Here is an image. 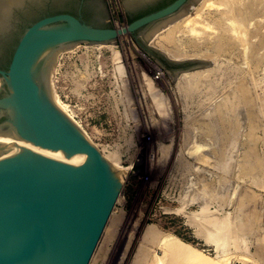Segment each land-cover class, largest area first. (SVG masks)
<instances>
[{
    "label": "rangeland",
    "instance_id": "obj_1",
    "mask_svg": "<svg viewBox=\"0 0 264 264\" xmlns=\"http://www.w3.org/2000/svg\"><path fill=\"white\" fill-rule=\"evenodd\" d=\"M104 1L109 20L117 16L123 22L133 14L135 0ZM197 3L188 8L191 16ZM207 11L200 14L212 23L213 11ZM230 16L225 18L226 25L231 19L229 28ZM155 25L134 36H119L106 46L77 44L58 54L51 66L49 86L57 105L101 155L119 153L115 157L120 169H129L123 170L121 199L89 264H132L141 250L145 264L149 253L153 259L162 257L160 248L143 239L147 227L189 244L194 256L208 258L209 264H264V44L256 50L262 55L257 65L252 59L248 62L242 48L231 45L218 53L217 61L194 55L202 49L214 52L213 41L200 40L206 29L200 30L201 38L190 37L191 29L181 30L174 39L193 54L183 59L212 60L217 64L211 69L218 66L219 72L202 69L207 76L198 69L175 76L178 67L150 44L148 34ZM212 25L209 28L217 32ZM241 86L251 95L243 101ZM201 258L194 262L202 264Z\"/></svg>",
    "mask_w": 264,
    "mask_h": 264
},
{
    "label": "water",
    "instance_id": "obj_2",
    "mask_svg": "<svg viewBox=\"0 0 264 264\" xmlns=\"http://www.w3.org/2000/svg\"><path fill=\"white\" fill-rule=\"evenodd\" d=\"M187 1L175 0L121 30L58 14L36 21L20 35L7 69L0 70V134L61 150L66 158L84 159L66 168L30 150L0 143V264H89L126 176L53 102L49 74L55 54L81 43L108 44L152 24L156 32L183 17L190 7L184 6ZM154 50L178 67L175 76L217 64L174 60Z\"/></svg>",
    "mask_w": 264,
    "mask_h": 264
},
{
    "label": "bare ground",
    "instance_id": "obj_3",
    "mask_svg": "<svg viewBox=\"0 0 264 264\" xmlns=\"http://www.w3.org/2000/svg\"><path fill=\"white\" fill-rule=\"evenodd\" d=\"M35 1H37V0H0V34L3 35V34H6L7 32H9L10 28L12 27L11 21H12L13 13H14L15 10L22 8L26 2H35ZM217 2L219 3L220 6L219 5L218 6H215V3L217 4ZM197 4H198V6L196 7V13L194 14V16H191L189 13H186L183 17L179 18L178 20L169 22L168 24H166L165 26H163L164 27V30L161 31V32H159V33H157L158 31L153 32L154 29L152 30V32L150 31V33L148 34V36H150V44H151V46H153V47H155V48L163 51L166 56H168L169 58H172L174 60H179V59L185 58L188 55L189 56H193L192 52L190 54H187V52H184L185 50L183 49V47H179V44H177L176 43L177 41L175 40L177 38L174 39V37L176 36V34L178 32L180 34H182L181 33V30L182 31H187L186 29H188V31H189V29H191L190 30L191 32L189 33L190 34V37L191 36H193V38L194 37L195 38L196 37H200V34H201L200 32L202 30L205 31V29L207 31V28H208V30L209 29L212 30V32L214 33L213 34L214 36L211 34L212 32L209 30L211 33L209 32V34H208L209 37H207L208 35H205L206 34V31H205V32H202L204 35L202 36V34H201L202 38L200 37L201 38L200 40L201 41H208V43H211L209 41H213L214 43H212V45L215 44V47H214V50L211 48V51L213 50L214 52L213 51H212L213 53L206 52V53H208V54H206L205 51L202 49L201 52H203V53L198 52V50H197L196 52H194L195 53L194 55H200L201 57H204V58L205 57L211 58V56H212V57H216V60H217L218 53L219 52H222L221 50H223V49L225 50L228 47V45H231V46L236 47L237 49L242 48L243 52L245 53V54L244 53L243 54L244 55L248 54V58H249V61L248 62H250L251 59H252L253 64L254 65H257L261 61L262 55L256 53V52H258L256 50L258 48H259L258 50H260V48L264 44V42H263V39H264V21H261L262 19L264 20V0H217V1H215V0H198V3ZM204 9H207L208 10L207 11L208 13L211 12V11H213L212 12L213 15L210 18H211L212 23L215 25V30H216V28L218 30H220V32H219L220 34L219 35L218 34H215V33H218V30H216L217 32H214L213 31L214 29L209 28L212 25V23H210L209 21L206 22L205 21L206 18L205 19L203 18L202 15L206 12V10H205V12H203ZM200 12H203L202 15L200 14ZM228 15L229 16L231 15V16L229 18L227 17V19H230L232 17V20H233L232 23L230 22V24H231L230 28H229L228 24H229V21L231 19L229 21H227V23H228L227 25L225 24V22H226V19L225 18ZM258 17L259 18L262 17L261 20ZM200 18L201 19H204V20L201 21ZM210 18L208 17V19H210ZM199 24H200V27L203 24V27H202L203 29L198 27ZM211 27H213V25ZM197 28H199V29H197ZM151 33H152V36H151ZM123 35H126V34H123ZM186 35H188V33ZM177 40L179 41V39H177ZM198 41L196 40V42H198ZM208 43H206V44H208ZM195 44H197V43H195ZM195 44L193 43L194 47L195 48H198V46L195 45ZM204 44H205V42H204ZM98 46H106V44H98ZM234 47L232 48V50L234 49ZM100 48L101 47H99L97 49H100ZM111 48L114 51L115 50L114 49L115 48V45H111ZM73 49H74V47H71V48H68L66 50L58 51L55 54L54 60H55V58L57 57L58 54L67 53V52H70ZM237 49H236V51H238ZM223 53H224V51H223ZM45 54H47V51H45ZM240 55H242V54H240ZM219 56H220V54H219ZM243 57H247V56H243ZM117 58H118V55H117ZM218 58H220V57H218ZM221 63L223 64V62H221ZM221 63H219V67L222 66ZM249 66H250V64H249ZM216 67L218 68V66H216ZM118 68L120 69V67H118ZM217 68H215V69L212 68V69L219 72V70ZM209 69L212 71L211 68H209ZM209 69H207V70H209ZM211 71H210V74H211ZM215 71H213V72H215ZM201 72H202V69H201ZM249 72L251 73V70ZM206 73H208V72L203 73V75H207L208 76V74H206ZM191 74H192V72H191ZM196 74L198 75L199 73L197 72ZM192 76H194V74ZM246 85H244V86H246ZM243 87L241 86L240 89H242ZM245 88L246 87H244V89H242V97L243 98L241 97L242 100H240V101H243V99H245L246 96L248 95V92L249 91H247L246 90L247 88L246 89ZM236 89L238 90V85H237V88ZM237 90H235V91H237ZM54 96H51V98H52L53 102L57 105V101H56V98ZM249 96H251V95H248V97ZM238 98L241 99L240 97H238ZM247 100H250V98L247 99ZM246 102H248V101H246ZM58 107L61 110L63 109L64 110V113L69 118H71L70 115L68 114V112L61 105H59ZM229 110H231V109H229ZM251 113L252 112H250V114ZM221 114H222V112H221ZM247 114H249V112ZM252 116H254V115H252ZM221 117H223V116H221ZM223 118H221L220 120H222ZM250 118H249L250 121H253L254 117H253V119H252V117H250ZM251 123L253 124V122H251ZM249 127H250L249 130L252 131L251 133L255 132L254 130L256 128V125L254 127L252 126V128H254V130H251V126H249ZM250 136L251 135L249 133V137ZM254 137H252V139ZM0 143L10 144V145H14L16 147H20V148H24V149L30 150V151H32V152H34V153H36V154H38V155H40V156H42L44 158H47V159H49V160H51L53 162H56L57 164H60V165H62L64 167H66V168H75V167L79 166L83 162V159H84L83 156H74V157H71V158H66L65 157V154L61 150L53 151V150H49V149H43V148L34 146V145L30 144V143L24 142L22 140H18L17 138H15V137H13L11 135H8V134L7 135L6 134H0ZM102 149H103V147H102ZM15 150L16 149H13L12 152H14ZM250 151H251V154L254 152L253 149L252 150H249V152ZM117 155L116 154L115 155H112V154H104L102 156H103V158L107 162L111 163L113 166H115L117 168H121L120 167V165H121L120 164V161H118L119 159L117 160V158L115 157ZM122 170H129V169H128V167H126V168H124ZM119 199H121V197L117 199V202L119 201ZM111 214H113V213H111ZM158 230H156L153 227H147L145 229V231H144V235L142 236L143 239L147 242V244H152V245L157 246L158 248H160L162 250V254H163V255H161L162 257H160V258L159 257L158 258L156 257V259H153L152 257H148V255H151V253L147 254V259L149 258V261H150V262H148V264H161V262H163L162 264H181L183 261L185 262L191 255L194 256V253L196 254L195 250L189 244L183 243L180 239H178L177 237H175V236H173L171 234L162 233V232H160ZM145 241H144V243H145ZM140 244H139V246H140ZM140 247L141 248L143 247V250L145 248L144 245H142ZM153 247H152V249H154ZM138 249H140V248H138ZM146 250H147V248H146ZM125 251H127V249ZM147 251H149V250H147ZM150 251H152V250H150ZM258 251H260V250H258ZM261 252H263L262 254H264V251H261ZM257 253H260V252H257ZM144 254H146V253H144V251L141 250L139 252V256L140 257H138V259L134 260V262H132V264L135 263V262L137 264H145L144 262H147V260L146 259H145L146 261L143 260V258H146V257H142V256H144ZM197 254L198 255H201V253L199 254V252H197ZM260 254H257V256L260 255ZM125 256H126V254H125ZM136 256H137V253H136ZM182 256H183L184 260H181V259H183ZM245 256H246V254H245ZM261 256L264 257V255H261ZM261 256L260 257L258 256V257L261 258ZM192 257H191V259H192ZM150 258H152V259H150ZM179 258H181V259H179ZM193 258H194L193 260L195 261V259L197 260V259H200L201 257L199 258V256L196 255ZM205 258L206 257L201 258V259H203V261H204ZM244 258L246 259L247 257H244ZM191 259H188V261H187L190 264L191 263H193V264L194 263H196V264L198 263L199 264V262H201L199 260H198V262H194V261L191 262L192 261ZM206 259H208V258H206ZM179 260H180V262L181 261L182 262L180 263ZM208 260H205L204 262H206ZM204 262H202V264ZM208 262H210V261H208ZM208 262H206V263H208ZM189 263H186V264H189ZM210 264H214V262L213 263L211 262Z\"/></svg>",
    "mask_w": 264,
    "mask_h": 264
},
{
    "label": "flooded vegetation",
    "instance_id": "obj_4",
    "mask_svg": "<svg viewBox=\"0 0 264 264\" xmlns=\"http://www.w3.org/2000/svg\"><path fill=\"white\" fill-rule=\"evenodd\" d=\"M174 1L135 0L132 5L134 8L133 14L127 17V21L123 19V22L127 25L140 17L170 5ZM191 1L188 0L184 6H192ZM58 14L72 15L81 22L93 27L104 28L110 25L107 5L104 0H37L28 2L20 10L14 11L11 21L12 27L9 32L3 35L0 34V70L7 69L17 41L28 26L44 17ZM146 27L149 26L140 28L129 35L134 36Z\"/></svg>",
    "mask_w": 264,
    "mask_h": 264
},
{
    "label": "built area",
    "instance_id": "obj_5",
    "mask_svg": "<svg viewBox=\"0 0 264 264\" xmlns=\"http://www.w3.org/2000/svg\"><path fill=\"white\" fill-rule=\"evenodd\" d=\"M109 23H110V26L116 30H121L126 26L124 22L119 21L117 16L111 17L109 20Z\"/></svg>",
    "mask_w": 264,
    "mask_h": 264
}]
</instances>
